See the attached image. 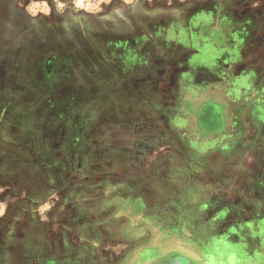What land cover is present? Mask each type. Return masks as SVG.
Here are the masks:
<instances>
[{
	"label": "crops",
	"instance_id": "1",
	"mask_svg": "<svg viewBox=\"0 0 264 264\" xmlns=\"http://www.w3.org/2000/svg\"><path fill=\"white\" fill-rule=\"evenodd\" d=\"M144 1L104 11L94 21L96 36L85 27L82 38L92 56L83 52L77 61L82 74L78 70L76 106L94 103L103 109L108 103L110 110L76 116L74 125L62 130V136L74 137L76 165L64 176L74 180L67 184L56 176L53 188L68 191L48 212V222L33 216L11 229L12 247L21 242L12 251L21 254L17 264H134L143 261L147 244L156 238L167 242L181 222L217 215L223 222L220 236L244 222L253 230L241 232L264 249L258 247L264 244V4ZM213 9L219 21L230 24L232 35L223 37L217 26L215 38L195 40V22L212 16ZM246 30L249 40L242 37ZM209 43L217 56L201 52ZM211 74L218 77L207 79L209 97L223 95L221 102L215 98L218 113L228 114L232 107L234 112L229 124L204 130L198 116L207 103L200 98L191 109V98L179 93L205 88L197 78ZM102 80L110 84L104 88ZM112 91L126 101L115 95V103L100 99ZM198 109L191 121L188 114ZM113 130L129 134L108 136Z\"/></svg>",
	"mask_w": 264,
	"mask_h": 264
},
{
	"label": "rangeland",
	"instance_id": "2",
	"mask_svg": "<svg viewBox=\"0 0 264 264\" xmlns=\"http://www.w3.org/2000/svg\"><path fill=\"white\" fill-rule=\"evenodd\" d=\"M132 1L134 0H0V264H17L22 260L21 254L11 251L8 237L4 239L11 224L17 223V226L33 216L42 222H48V212L51 213L58 206V198L68 191L53 188L54 180L59 177L67 184L74 180L73 177L71 180L65 179L76 165L74 137L62 136V130L70 129L77 117H94L110 110L111 105L108 103L103 109H96L101 104L94 103L80 108L76 106L78 70L82 74V70L78 68V58L82 57L83 52L92 56L88 41L82 37L88 31L91 37L96 36L94 21L104 11L114 6L124 8ZM145 1L148 5L160 6L181 5L189 0ZM258 1L260 6L264 4V0ZM211 13L213 22H210L212 16L206 14L202 16V21L195 22V40L215 38L217 26L223 27V37L232 35L229 31L230 24L219 21L216 17L219 14L215 9ZM248 20L250 23V19ZM90 24L93 25L87 26ZM81 29L83 36L79 34ZM99 34L106 36V29ZM242 37L243 40H249L250 30H246ZM173 38L175 40L177 35L174 34ZM194 42L196 47L197 41ZM201 52L218 55L211 43L205 45ZM120 53L121 48L115 49L117 56ZM194 61L205 64L196 58ZM132 64L137 65L134 61H131ZM217 74L197 78L206 84L205 88L196 89L197 91L181 90L179 93L191 98L189 103L193 104L192 107L200 98L207 103L208 107L204 112V108H200L201 112L198 109L193 115L188 114L192 121L194 114L200 112L198 117L201 124L199 122L198 127L204 130L229 124V117L234 112L232 107V112L230 110L228 114L220 115L217 110L218 101L215 99L218 97H209L211 84L207 79L214 80L218 77ZM109 84L107 80L101 81L104 88ZM115 93L116 91H112L108 98L100 99L112 98L110 100L115 103ZM93 94L91 92L89 96H96ZM103 96L107 97V93H103ZM222 96L218 98L219 102ZM115 97L126 101L121 96ZM183 101L187 100L184 98ZM80 102L83 100H79V104ZM222 111L224 109L221 108ZM116 113L120 114V110ZM113 132L108 131V136L129 134V131L122 130ZM104 133L107 134V131ZM48 137H52V140H47ZM53 171L56 173H52ZM243 223L239 222L241 225L237 230L227 228L221 236L219 232L223 222L219 215L207 216L205 221L204 218H194L181 222L183 225L178 230L168 226L170 231L173 229L172 235L168 234L169 240L163 244L160 238L151 241L141 255L143 261L134 264H193L191 259H196V262L198 260L195 264H264V249L256 248L253 236L241 232L245 229L251 231L253 227L246 228L248 224ZM179 232L183 235H179ZM258 247L264 248V244Z\"/></svg>",
	"mask_w": 264,
	"mask_h": 264
},
{
	"label": "flooded vegetation",
	"instance_id": "3",
	"mask_svg": "<svg viewBox=\"0 0 264 264\" xmlns=\"http://www.w3.org/2000/svg\"><path fill=\"white\" fill-rule=\"evenodd\" d=\"M16 224H14V223L11 224V226L8 229V233L5 234V238H4V239H6V237H8V241L7 242H8V246L12 249L11 251L16 250L15 248H18V247L20 248L21 247V242H19L18 247L14 246L15 248H13L12 245H11V239L9 237V234H10L11 229L15 228Z\"/></svg>",
	"mask_w": 264,
	"mask_h": 264
}]
</instances>
